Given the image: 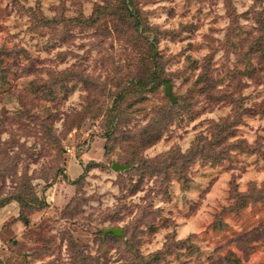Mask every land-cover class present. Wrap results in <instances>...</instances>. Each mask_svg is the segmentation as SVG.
I'll return each mask as SVG.
<instances>
[{
	"label": "rangeland",
	"instance_id": "rangeland-1",
	"mask_svg": "<svg viewBox=\"0 0 264 264\" xmlns=\"http://www.w3.org/2000/svg\"><path fill=\"white\" fill-rule=\"evenodd\" d=\"M118 3L0 0V264H264V0Z\"/></svg>",
	"mask_w": 264,
	"mask_h": 264
},
{
	"label": "trees",
	"instance_id": "trees-1",
	"mask_svg": "<svg viewBox=\"0 0 264 264\" xmlns=\"http://www.w3.org/2000/svg\"><path fill=\"white\" fill-rule=\"evenodd\" d=\"M131 5H132L131 0H119V3L116 6L114 5L110 6V10H112L113 14L120 13L119 16L123 19H128L130 21L133 19L137 20L136 14L134 12L135 8L132 7ZM133 26L136 32H138L137 35L141 39H144L146 41L144 37V31L140 30L139 32L138 22H135ZM161 83H163V80H160L159 78L157 79V77L153 79H149V80H145L140 77L136 80L131 81L126 87L120 88L115 94V99L112 102V106L109 108L110 113H113L112 118H114L115 113H116L117 119L122 117L123 110H124L122 106V102L124 101V98L127 94L132 93V94L141 95V92H144L146 90L154 92ZM126 163L134 164L133 158H130L129 160H127ZM102 234H104L105 236H113L114 233L104 232V229H103ZM154 257H157V255L154 253L150 254L146 258L140 255V258L145 259L147 262L150 261L151 259H154Z\"/></svg>",
	"mask_w": 264,
	"mask_h": 264
},
{
	"label": "water",
	"instance_id": "water-1",
	"mask_svg": "<svg viewBox=\"0 0 264 264\" xmlns=\"http://www.w3.org/2000/svg\"><path fill=\"white\" fill-rule=\"evenodd\" d=\"M165 92L171 98V100H173V98L171 96V89H170V84L169 83H167L165 85ZM111 167H112V169L123 171L126 168H128V165L120 164L118 162H112ZM104 232H112V233H114L116 235H121L122 234L120 228H113V227L105 228Z\"/></svg>",
	"mask_w": 264,
	"mask_h": 264
}]
</instances>
